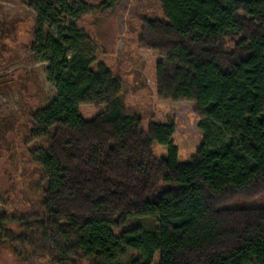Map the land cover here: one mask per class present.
<instances>
[{"label": "trees", "instance_id": "16d2710c", "mask_svg": "<svg viewBox=\"0 0 264 264\" xmlns=\"http://www.w3.org/2000/svg\"><path fill=\"white\" fill-rule=\"evenodd\" d=\"M28 1L38 13L30 49L56 90L30 119L41 239L89 264H264V203L226 208L264 199V0H156L165 21L144 25L140 47L162 81L160 100L198 107L203 142L188 164L175 124L128 115L121 81L105 64L93 68L78 25L93 12L89 0ZM6 223L0 247L19 256L16 243L37 234ZM58 250L54 264H63L69 255Z\"/></svg>", "mask_w": 264, "mask_h": 264}, {"label": "rangeland", "instance_id": "374dc122", "mask_svg": "<svg viewBox=\"0 0 264 264\" xmlns=\"http://www.w3.org/2000/svg\"><path fill=\"white\" fill-rule=\"evenodd\" d=\"M88 5L93 12L82 17L78 25L91 38L84 49L93 68L105 64L121 81V98L128 115L144 118L146 123L173 122L179 162L191 163L203 142L197 104L161 101L162 81L150 68L149 54L140 47L145 23L165 21L162 6L156 0H89ZM37 18L28 0H0V221L7 220L5 229L19 236L28 226L37 234L34 244L16 243L19 256L0 247V264H54L64 254L59 246L69 255L63 264H89L59 240L54 247L40 235L45 208L43 171L30 153L36 143L30 119L51 104L56 90L48 80L49 64L30 49ZM175 68L171 65L166 74L173 76ZM84 113L94 115L95 110L88 108ZM152 152L164 158L168 148L155 144ZM262 203L264 199L240 200L226 208L259 207ZM133 255L130 252L128 257Z\"/></svg>", "mask_w": 264, "mask_h": 264}]
</instances>
